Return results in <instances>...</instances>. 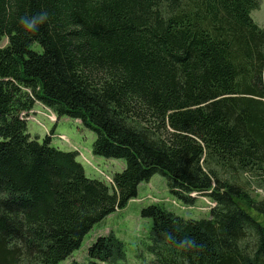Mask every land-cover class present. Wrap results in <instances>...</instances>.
Wrapping results in <instances>:
<instances>
[{
  "label": "trees",
  "instance_id": "1",
  "mask_svg": "<svg viewBox=\"0 0 264 264\" xmlns=\"http://www.w3.org/2000/svg\"><path fill=\"white\" fill-rule=\"evenodd\" d=\"M260 0H0V264H61L94 226L161 175L171 195L216 206L186 220L160 205L152 264H264V214L241 181L264 183ZM48 12L35 33L20 18ZM36 103L80 120L94 156L123 160L113 187L78 153L28 132ZM88 264L126 257L98 238ZM71 264H80L72 262Z\"/></svg>",
  "mask_w": 264,
  "mask_h": 264
},
{
  "label": "rangeland",
  "instance_id": "2",
  "mask_svg": "<svg viewBox=\"0 0 264 264\" xmlns=\"http://www.w3.org/2000/svg\"><path fill=\"white\" fill-rule=\"evenodd\" d=\"M254 21L264 29V0H260V8L252 12ZM8 40L4 39L0 47H6ZM28 121V132L32 138L43 141L51 136L52 146L61 151L78 153V161L83 165L86 176L90 179L103 181L113 187V177L122 172L125 167L123 160L106 159L94 156L92 146L95 134L86 130L80 120L68 117L58 118L56 113L41 103H36L29 113H24ZM250 190L256 201L264 200V183L255 177H243L241 180ZM197 198L196 204H186L171 195L167 181L161 175L154 176L149 182L142 183L138 189V197L132 200L123 210L108 216L96 224L86 236L82 247L61 264L90 262L88 251L91 245L100 237L115 236L125 246L126 257L115 263L97 264H152L155 254L150 252L155 244L152 240L153 222L143 218L141 211L150 205H160L186 220L210 219V210L216 206L215 202L206 196L192 195ZM253 216L264 225V214L252 212Z\"/></svg>",
  "mask_w": 264,
  "mask_h": 264
},
{
  "label": "clouds",
  "instance_id": "3",
  "mask_svg": "<svg viewBox=\"0 0 264 264\" xmlns=\"http://www.w3.org/2000/svg\"><path fill=\"white\" fill-rule=\"evenodd\" d=\"M48 19V12L41 10L39 13L31 16H24L20 18V23L23 25L25 32L35 33L39 26L45 23Z\"/></svg>",
  "mask_w": 264,
  "mask_h": 264
}]
</instances>
